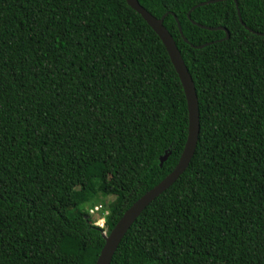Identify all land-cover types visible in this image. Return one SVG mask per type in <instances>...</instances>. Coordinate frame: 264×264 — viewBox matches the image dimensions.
<instances>
[{"label": "trees", "instance_id": "16d2710c", "mask_svg": "<svg viewBox=\"0 0 264 264\" xmlns=\"http://www.w3.org/2000/svg\"><path fill=\"white\" fill-rule=\"evenodd\" d=\"M138 1L166 16L201 133L112 264H264V0ZM188 129L169 54L126 0H0V264H96L103 234L175 170ZM110 197L101 228L99 207H81Z\"/></svg>", "mask_w": 264, "mask_h": 264}, {"label": "water", "instance_id": "95a60500", "mask_svg": "<svg viewBox=\"0 0 264 264\" xmlns=\"http://www.w3.org/2000/svg\"><path fill=\"white\" fill-rule=\"evenodd\" d=\"M126 1L128 5L144 19V21L149 25V27L161 39L162 43L164 44L169 54L171 62L179 76V79L181 81L182 87L185 92L187 105H188V112H189L188 138H187L184 151L180 158V161L177 167L175 168V170L165 180H163L157 187H155L153 190L147 193L139 201H137L124 214V216L121 218V220L118 222V224L115 226V228L110 233L105 232L103 234V237L105 239V246L102 249L99 259L96 264H112L113 258L121 242L123 241L128 231L131 229V227L134 225V223L139 219L141 214L155 200H157L161 195H163L166 191H168L179 180V178L186 172L193 157L195 156V153L198 147L200 133H201L199 100H198L195 83L193 81L191 74L189 73V70L185 64V61L182 57V54L174 38L171 36L169 31L164 26V21H165L166 16H164L161 19H157L154 16H152L148 11L145 10L140 5L138 0H126ZM223 1H226V0H216V1H212L207 4L219 3ZM235 2L238 8V16H239L240 22L249 32L252 33V31L248 27H246V25L243 23L241 13L238 7V3L237 1ZM205 5L206 4H201L197 6V8L205 6ZM195 9L196 8H194L192 11H194ZM191 13L192 12H190V14L188 15V18L190 20H191ZM175 19L178 24L179 32L183 40L186 43H189L188 40L183 35V31L179 23V20L176 17ZM195 25H198V24L195 23ZM198 26L201 27L200 25ZM210 30H213V29H210ZM218 30H223L226 32V40L230 38L229 33L225 29L220 28ZM260 36H264V35H260ZM204 47L206 46L199 47V49H202ZM168 157H169L168 154H166L165 157L161 158L160 160L161 166L167 161Z\"/></svg>", "mask_w": 264, "mask_h": 264}, {"label": "rangeland", "instance_id": "374dc122", "mask_svg": "<svg viewBox=\"0 0 264 264\" xmlns=\"http://www.w3.org/2000/svg\"><path fill=\"white\" fill-rule=\"evenodd\" d=\"M114 200H115L114 198L110 197V198L104 199V201L102 200L103 202H101L98 198V199H95L92 204L90 203V204L82 206L81 209L89 211L93 207L98 206L100 208L101 205H99V204L103 203L104 204V205H102L103 206V209H102L103 213H101L102 211L100 213H97L96 209H95L93 211L94 213H92L90 211V215H91L93 222H95L97 226H99L101 228H106V224H105L106 218L110 214L109 206ZM70 209L72 211H74V209H75L76 215L80 214V211L77 210L76 203L72 204V206L69 207V210ZM99 210H101V209H99Z\"/></svg>", "mask_w": 264, "mask_h": 264}, {"label": "built area", "instance_id": "2783aa9c", "mask_svg": "<svg viewBox=\"0 0 264 264\" xmlns=\"http://www.w3.org/2000/svg\"><path fill=\"white\" fill-rule=\"evenodd\" d=\"M99 209H101V208H99ZM99 209L98 208H96V212H98L99 211ZM92 213H94L93 211H91Z\"/></svg>", "mask_w": 264, "mask_h": 264}]
</instances>
